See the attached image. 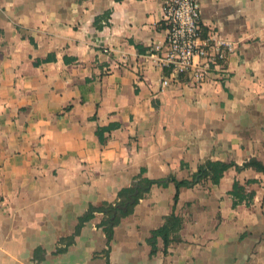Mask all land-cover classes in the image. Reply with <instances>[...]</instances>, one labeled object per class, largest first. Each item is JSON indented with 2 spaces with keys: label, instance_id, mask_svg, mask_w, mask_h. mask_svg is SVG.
<instances>
[{
  "label": "crops",
  "instance_id": "obj_1",
  "mask_svg": "<svg viewBox=\"0 0 264 264\" xmlns=\"http://www.w3.org/2000/svg\"><path fill=\"white\" fill-rule=\"evenodd\" d=\"M164 1L0 0V264H264V172L230 167L176 203L169 181L206 159L264 165V0H199L202 42L233 49L199 85L168 86L149 55ZM146 179L167 184L110 239L102 212L76 232ZM235 181L253 196L234 206ZM172 211L178 231L152 250Z\"/></svg>",
  "mask_w": 264,
  "mask_h": 264
},
{
  "label": "built area",
  "instance_id": "obj_2",
  "mask_svg": "<svg viewBox=\"0 0 264 264\" xmlns=\"http://www.w3.org/2000/svg\"><path fill=\"white\" fill-rule=\"evenodd\" d=\"M165 25L164 42L152 45L150 57L170 73L162 79V86L172 82L199 85L232 51L233 44L215 32L202 42V22L199 0H165L162 6Z\"/></svg>",
  "mask_w": 264,
  "mask_h": 264
},
{
  "label": "trees",
  "instance_id": "obj_3",
  "mask_svg": "<svg viewBox=\"0 0 264 264\" xmlns=\"http://www.w3.org/2000/svg\"><path fill=\"white\" fill-rule=\"evenodd\" d=\"M230 167H235L237 171H240L244 168L251 167L257 171L264 172V165L257 161L256 159H249L245 161L242 165H237L234 162H222L218 160H210L206 159L202 163L198 165L197 171L194 172L190 179L184 180H176L173 176L169 177V181L174 183L175 186V195L174 202L176 203L178 199V192L181 187H193L196 183L202 180H209L212 184H218L220 179L222 178L224 172ZM137 184V182L133 183V187ZM144 185L157 184L160 186H165L167 182H161L160 180H151L146 179L142 181ZM241 185L235 181L232 186L231 194L234 197L233 205L240 203L245 198H252V194L244 195L241 192ZM130 190H120L117 194L118 201L115 203H103L100 206H92L88 207L87 212L80 217L79 223L76 229V232L79 230L81 225L90 220L95 212H102L104 215L103 220L101 221V225L103 226V230L106 232L108 239L111 238L112 230L115 225H117L121 218L125 215L131 213L133 211L134 206L138 202V200L142 197L145 191H140L138 195L135 197V201L132 204H128L125 209L118 208L119 205H123L127 200V194L130 193ZM174 203V204H175ZM181 219L178 215L172 211L170 214L164 217V223L157 229L153 230L151 233V238L149 239V243L152 246V250L155 249L156 237H161L164 242V247H167L170 242V236L176 233L180 227Z\"/></svg>",
  "mask_w": 264,
  "mask_h": 264
},
{
  "label": "water",
  "instance_id": "obj_4",
  "mask_svg": "<svg viewBox=\"0 0 264 264\" xmlns=\"http://www.w3.org/2000/svg\"><path fill=\"white\" fill-rule=\"evenodd\" d=\"M164 181H167L165 179ZM149 188V185H144L141 183H138L133 188V191L127 194V200L123 205H119L118 208L125 209L128 204H132L135 201V197L138 195L140 191H145Z\"/></svg>",
  "mask_w": 264,
  "mask_h": 264
}]
</instances>
